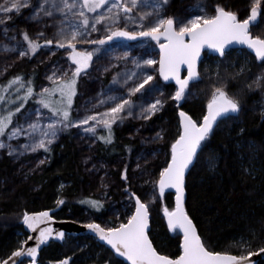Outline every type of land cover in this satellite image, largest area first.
Returning a JSON list of instances; mask_svg holds the SVG:
<instances>
[{
	"label": "snow or ice",
	"instance_id": "obj_1",
	"mask_svg": "<svg viewBox=\"0 0 264 264\" xmlns=\"http://www.w3.org/2000/svg\"><path fill=\"white\" fill-rule=\"evenodd\" d=\"M167 2L168 0H39V3L33 7L31 19L39 18L41 13L48 17H52L54 13H60L63 19L57 28L56 38L54 40L45 39L43 45L38 39L31 38L26 31L23 32V40L27 42V49L20 51L19 56L35 55L42 46L55 43L58 48L68 50L67 55L75 67H70L69 71L60 76L53 72L48 77L53 82V87H45L38 93V103L43 108L49 109L52 114L46 125L41 123L39 116L42 113L38 111L36 114L38 118L35 120L28 116L25 117L26 128L17 124L9 131L16 113L21 111L27 100L34 95L35 90L30 81L26 86L24 78L19 75L9 80L7 85H0V104L7 102L6 93L9 88L16 86L17 92L25 89L23 96L17 97L19 101L17 107L8 108L6 114L0 111V149L7 147L8 154L12 155L17 149L11 144H6L3 138L11 140L26 135L31 142L20 146L25 151L36 152L43 149L49 152L51 144L57 139L61 130L82 125L86 126L83 131L93 135H98L97 129L102 127L106 130V135H99L98 138L111 143L114 136L113 125L133 115V101L130 98L116 95L105 97L101 93L103 98L98 101V105L111 102L105 111L85 114L75 120L71 117L78 80L82 73L87 74V69L92 65L94 52L99 51V48L78 49V43L103 46L118 39L136 40L139 37H146L154 40L159 45V60L146 59L143 64L151 66L158 63V73L163 80L175 81L177 87L170 98L177 104L185 100L186 94L190 93V84L194 85L201 80V54L206 48L211 49L224 59H221L216 66L214 74L217 77V84L213 85L206 113L198 122L183 109L179 111V134L170 145L169 158L165 166L159 171L158 178L152 182L154 187L150 194V199L155 200L157 195L163 197L166 190H175V207L169 209L165 206L163 212L167 218L168 228L174 233L182 234L180 245L182 251L172 257L157 250L148 234L149 204L135 192L130 193L129 198L134 201V211L127 217L126 222L120 223L119 226L108 227L92 222L86 227L94 232L100 241L110 246L115 254L125 258L129 264H254L252 257L258 253H264V246L253 251L250 242L243 237L240 238V244L248 250L238 254L216 251L206 246L196 223L189 215L185 198L187 175L195 167L198 153L202 151L204 142L211 137L220 122L238 119L243 110L240 99L230 94L228 81L221 76L220 72L221 66L229 55V46L244 45L254 53L255 59L260 61L262 71L254 74L251 82L245 87L249 90L253 88V85L258 90L264 88V37L253 35L251 31L254 22L261 16L264 0H252L250 15L243 19L238 16L237 12L227 10L221 5H216L213 14L210 15L206 13L203 6H198L196 12L183 18L163 17L161 9ZM106 5L108 6L106 12L98 11L104 9ZM30 6H32V0H4L0 3V13L3 14L0 16V25H6L7 20L11 19L9 14L13 11L19 13L23 8ZM146 8L149 10L145 11ZM88 13L94 15L89 16ZM150 16L153 19L146 23ZM66 21L71 22L66 25ZM100 25L103 27H98ZM129 25L133 30H130ZM101 30L105 33L102 38H91L93 32ZM3 32L7 34L6 26ZM4 50L10 49L5 45ZM127 55L124 53L125 57ZM134 63L137 69H141L139 61H134ZM182 70H186V75H182ZM250 71L247 65H241L234 77ZM154 79L153 75L146 72L131 71L124 74L122 82L128 85L129 81H133L128 87V92L134 95ZM120 82L121 80L114 78V83ZM57 93L60 99L57 102L58 106H55L51 97ZM165 103V100L158 98L146 107L141 106L140 118L151 119L157 111L163 109ZM240 131L243 132V128ZM157 137L163 139L162 132H158ZM40 163L43 164L44 160ZM123 178L128 179L127 169L124 171ZM87 202L97 209L103 207L99 200ZM57 203L63 204L64 200L59 199ZM53 219L50 211L25 212L24 223L33 232L38 230L37 242L35 246L27 247V240L33 239L29 236L27 240L21 241V247L14 250L7 259H0V264H9V262L22 264L20 258L25 255L31 258L30 264H36L40 245L47 243L54 234V229L50 225ZM55 236L63 240L65 233L55 231ZM70 259V257L65 258L59 264H69Z\"/></svg>",
	"mask_w": 264,
	"mask_h": 264
},
{
	"label": "trees",
	"instance_id": "obj_2",
	"mask_svg": "<svg viewBox=\"0 0 264 264\" xmlns=\"http://www.w3.org/2000/svg\"><path fill=\"white\" fill-rule=\"evenodd\" d=\"M216 2H227L231 9L249 4L248 0ZM251 31L253 35L264 37V21L260 20ZM205 55L201 64V80L194 84L196 96L189 101H181L180 106L167 99L160 118L153 120L165 130L166 162L170 145L179 134V111L183 109L201 121L213 85L217 84L214 73L224 58ZM241 65H247L251 71L234 77ZM261 71L260 61L248 50L229 52L220 72L228 81L230 94L240 99L243 110L238 119L219 123L204 142L195 167L186 178V208L206 246L212 250L233 254L248 250L241 246V237L250 242L253 251L264 246V88L258 90L253 85L249 90L245 87L254 74ZM164 86L168 98L176 86L165 83ZM128 130L129 126L120 131L113 129L111 143L98 138L106 135V131H101L97 136L95 159L111 166L128 162L138 147L137 141L126 136ZM50 148L51 151L45 152L46 161L34 171L26 168L19 173L7 157L0 160V259L8 258L21 247V241L27 240L28 234L22 222L25 212L51 210L56 219L75 222H78L77 218L82 220L86 212L93 213L97 219L104 216V204L97 209L87 202L98 198L90 195L91 180L84 170L72 133H65L60 142ZM160 160L156 163L158 167ZM122 170L123 165L118 173L115 172L118 178ZM112 193L120 197V192L113 190ZM135 193L143 198L142 194ZM59 199L64 203L58 204ZM163 200L169 209L174 208L173 193L165 192ZM153 222L149 236L157 250L172 257L178 255L181 252V235L168 228L165 218L156 216ZM69 257V264H105V261L107 264H125L95 238L82 236H69L62 243H52L41 251L39 262L56 264ZM259 264H264V261Z\"/></svg>",
	"mask_w": 264,
	"mask_h": 264
},
{
	"label": "rangeland",
	"instance_id": "obj_3",
	"mask_svg": "<svg viewBox=\"0 0 264 264\" xmlns=\"http://www.w3.org/2000/svg\"><path fill=\"white\" fill-rule=\"evenodd\" d=\"M248 1L249 4L246 7L231 9L227 2H216V0H168L161 9V15L163 17L183 18L196 12L198 6H203L206 9V13L210 15L213 14L216 5H221L227 10L237 12L240 18L244 14L243 19L250 15L252 0ZM3 2L4 0H0V3ZM38 3L39 0H32V6L23 8L19 13L13 11L9 14L11 19L7 20L6 25H0V85H7V82L14 77L12 75H19L24 78L26 86L27 82L30 81L31 86L35 90L34 95L27 100L21 111L16 113L13 125L10 126L9 131H11V127H15L17 124L23 125L26 128L25 117L28 116L32 120H35L38 118L36 115L38 111L42 113L39 116L41 123L46 125L52 114L49 109L43 108L38 103V93L45 87H53V82L48 79L53 72H56L57 76H60L64 72L69 71L70 67H75L67 55L68 50L58 48L55 43L50 46H42L35 55L19 56L20 51L27 49V42L23 40V32L26 31L31 38L38 39L43 45L45 39L54 40L56 38L57 28L63 19L60 13H54L52 17L44 16L41 13L39 18L31 19L33 7ZM107 7L106 5L104 9L98 11L106 12ZM144 10L148 11L149 9L146 8ZM2 15L0 13V16ZM88 15L93 16L94 14L88 13ZM152 19L153 17L150 16L146 23ZM260 20L261 22L264 21V4H262ZM70 22L66 21V25ZM5 26L8 28L7 34L3 32ZM98 27L102 28L103 26L100 25ZM129 28L133 30L131 25H129ZM40 33H43V35H39ZM104 34L103 30L93 32L91 38H102ZM5 45L10 50L5 51ZM77 48L87 50L99 48V51L94 52L92 65L87 69V74L82 73L78 80L77 94L73 98L71 117L75 120L83 117L85 114L105 111L111 102L106 105H98V101L103 98L101 93L105 97L107 95H116L130 98L133 101V115L127 116L122 122L117 121L113 125V129L120 131L129 126L126 136L133 141H137L138 147L132 153L128 162H121L115 166H111L95 159L98 135L83 131V128L86 126L71 127L59 132L57 139L50 147L58 144L65 133H72V137L81 153L84 170L88 173L91 180L90 195L97 197L106 208L104 216L100 219H97L93 213L86 212L82 220L79 218L76 220L82 224L100 223L102 227L119 226L120 223L126 222L127 217L134 211V201L129 198L130 193L138 192L143 195V201L149 204L152 225L156 216L165 218L163 208L166 204L163 197L157 195L155 200L150 199V194L154 187L152 182L158 178V173L166 162L164 160L167 155L165 149V130L160 123L153 122L154 119L160 118L163 109L157 111L151 119L147 120L140 118V109L141 106L146 107L158 98L165 100L166 103L167 99H169L176 104V101L170 98L174 95L175 91L167 98L164 83L159 77L158 63L151 66L143 64V61L146 59L159 60V45L154 40L145 38L137 42H114L113 40L103 46L78 43ZM124 53L128 55L125 57ZM134 61L140 62L141 69L136 68ZM105 68H107V71H105ZM131 71H137L138 73L143 71L153 75L155 79L148 85H145V88L140 92L130 95L128 87L131 86L133 81H129L128 85H125L122 82V78L125 73ZM114 78L121 80V82L114 83ZM24 91L25 89H21L17 92L16 86L9 88L6 93L7 102L0 104V111L6 114L8 108L14 109L17 107L19 105L17 97L23 96ZM195 96L196 90L194 89V85H192L190 86V93L186 94V98L183 101H189ZM51 99L53 104L58 106L59 94L57 93ZM13 101L16 102L13 103ZM94 105L96 106L94 107ZM101 131L106 130L102 127L97 129L98 134ZM158 132H162L163 139L157 137ZM3 139L6 144H11L17 151L9 155L7 147L0 149V160L7 157L18 168L19 173H22L26 168L34 171L42 165L40 163L41 160L45 162L47 159L43 149L30 152L20 147L24 143L31 142L30 138L26 135H21L11 140L7 138ZM158 159H161L159 167L156 165ZM122 165L121 177L118 178L115 172L118 173ZM125 169H127V180L123 178ZM128 169H130L129 174ZM113 190L120 192L119 198L112 193Z\"/></svg>",
	"mask_w": 264,
	"mask_h": 264
},
{
	"label": "water",
	"instance_id": "obj_4",
	"mask_svg": "<svg viewBox=\"0 0 264 264\" xmlns=\"http://www.w3.org/2000/svg\"><path fill=\"white\" fill-rule=\"evenodd\" d=\"M259 21H260V17H258L256 22H254L252 28L254 26H256L259 23ZM252 28H251V30H252ZM145 38L146 37H139L136 40L118 39V40H114V42H130V41L137 42V41L143 40ZM229 47H230V51L231 50H236V49H245V50H248L250 53H252L254 55V53L250 49H248L246 46H244V45H231ZM205 53H208L210 56H214V57L220 58L218 56V54L214 53L211 49H207L206 48L201 54V64L203 62ZM182 75H186V70H182ZM160 78L162 79L163 83H165V84H174L175 85V81H173V80L164 81L161 76H160ZM190 86H192V85L190 84ZM180 103H181V101L179 102L178 106L181 105ZM178 117H179V113H178ZM166 192H171V193L174 194V207H175V190L174 189H168V190H166ZM186 199H187V195H186V198H185V203H186ZM46 211H50V214L53 216V213H54L53 211H51V210H46ZM53 218L54 219L50 222V225L54 229V234L49 239V241L47 243L40 245V249H39L38 255L36 257V264H40L39 261H40L41 251H43L46 247L50 246L52 243H56V242L62 243L69 236L93 237V238H95L97 240V242L100 245H102V246L106 247L107 249H109L115 255V257L117 259H119L120 261H122L125 264H129V262H127L125 258L119 257L118 254H115L114 250H111L110 246L106 245L105 242L100 241L98 236L94 232H92L90 229H88L86 227L87 224H82V223H78V222L71 221V220H58L54 216H53ZM165 221H166V224H167V218L166 217H165ZM23 227H24L25 232L28 234V237L29 236L33 237L32 240H27V245L26 246L27 247L35 246V244L37 242L36 238L38 237V230L36 232H33L30 228H28V226L24 223V221H23ZM40 227H44V225H40ZM55 231H63L65 233V238L63 240L57 239L56 236H55ZM150 231H151V215H149L148 234L150 233ZM180 235L182 237V234H180ZM181 251H182V249H181ZM30 259L31 258L27 257L26 255L24 257L20 258V260L22 261V264H30ZM252 260H253L254 264H259L261 261H264V253H258L257 255L252 257ZM9 264H11V262H9ZM56 264H59V263H56Z\"/></svg>",
	"mask_w": 264,
	"mask_h": 264
},
{
	"label": "flooded vegetation",
	"instance_id": "obj_5",
	"mask_svg": "<svg viewBox=\"0 0 264 264\" xmlns=\"http://www.w3.org/2000/svg\"><path fill=\"white\" fill-rule=\"evenodd\" d=\"M130 42H132V41H130ZM236 50H238V49H236ZM231 51H232V50H231ZM205 54H207L208 56H210L208 53H205ZM205 54H204V58H205V56H206ZM212 57H214V56H212ZM215 58H217V57H215ZM203 61H204V59H203ZM159 77H160V75H159ZM160 79H161V78H160Z\"/></svg>",
	"mask_w": 264,
	"mask_h": 264
}]
</instances>
